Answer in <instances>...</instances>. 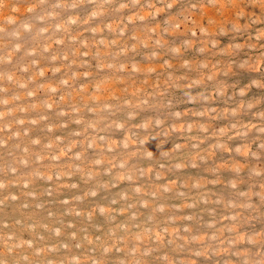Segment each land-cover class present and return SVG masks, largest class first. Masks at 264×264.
Segmentation results:
<instances>
[{
    "label": "rangeland",
    "instance_id": "1",
    "mask_svg": "<svg viewBox=\"0 0 264 264\" xmlns=\"http://www.w3.org/2000/svg\"><path fill=\"white\" fill-rule=\"evenodd\" d=\"M0 264H264V0H0Z\"/></svg>",
    "mask_w": 264,
    "mask_h": 264
}]
</instances>
